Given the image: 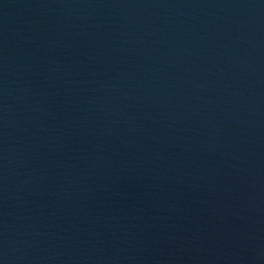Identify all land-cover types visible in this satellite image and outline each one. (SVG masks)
I'll use <instances>...</instances> for the list:
<instances>
[{"label":"water","instance_id":"1","mask_svg":"<svg viewBox=\"0 0 264 264\" xmlns=\"http://www.w3.org/2000/svg\"><path fill=\"white\" fill-rule=\"evenodd\" d=\"M0 264H264V0H0Z\"/></svg>","mask_w":264,"mask_h":264}]
</instances>
